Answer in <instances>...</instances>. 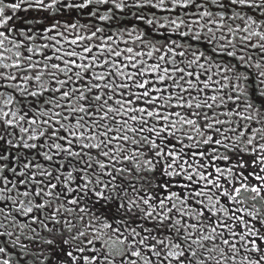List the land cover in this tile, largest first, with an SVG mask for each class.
<instances>
[{
	"label": "snow or ice",
	"instance_id": "6c2138e0",
	"mask_svg": "<svg viewBox=\"0 0 264 264\" xmlns=\"http://www.w3.org/2000/svg\"><path fill=\"white\" fill-rule=\"evenodd\" d=\"M0 264H264V0H0Z\"/></svg>",
	"mask_w": 264,
	"mask_h": 264
}]
</instances>
